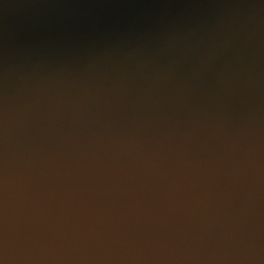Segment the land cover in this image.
Listing matches in <instances>:
<instances>
[{
  "label": "water",
  "instance_id": "95a60500",
  "mask_svg": "<svg viewBox=\"0 0 264 264\" xmlns=\"http://www.w3.org/2000/svg\"><path fill=\"white\" fill-rule=\"evenodd\" d=\"M5 264H264V0H0Z\"/></svg>",
  "mask_w": 264,
  "mask_h": 264
},
{
  "label": "clouds",
  "instance_id": "9594fccd",
  "mask_svg": "<svg viewBox=\"0 0 264 264\" xmlns=\"http://www.w3.org/2000/svg\"><path fill=\"white\" fill-rule=\"evenodd\" d=\"M0 264H5V261L3 259H0Z\"/></svg>",
  "mask_w": 264,
  "mask_h": 264
}]
</instances>
